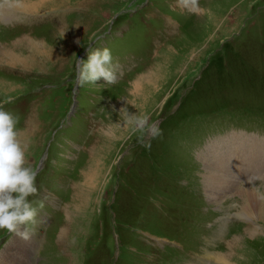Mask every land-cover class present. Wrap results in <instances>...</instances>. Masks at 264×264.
<instances>
[{
  "label": "rangeland",
  "instance_id": "rangeland-1",
  "mask_svg": "<svg viewBox=\"0 0 264 264\" xmlns=\"http://www.w3.org/2000/svg\"><path fill=\"white\" fill-rule=\"evenodd\" d=\"M61 2L0 15V107L37 169L15 264H264V218L238 191L209 197L203 157L264 192L234 156L264 142V0ZM104 46L115 82L81 84L79 60ZM16 233L0 229L1 253Z\"/></svg>",
  "mask_w": 264,
  "mask_h": 264
},
{
  "label": "clouds",
  "instance_id": "clouds-1",
  "mask_svg": "<svg viewBox=\"0 0 264 264\" xmlns=\"http://www.w3.org/2000/svg\"><path fill=\"white\" fill-rule=\"evenodd\" d=\"M78 80L81 84L96 83L104 78L114 83L113 55L109 47H90L87 59H81ZM136 116V123H143ZM18 117L0 107V229L28 235V222L37 216V206L29 199L38 191L37 169L28 161L25 147L19 140ZM26 227L22 231L20 226Z\"/></svg>",
  "mask_w": 264,
  "mask_h": 264
},
{
  "label": "bare ground",
  "instance_id": "bare-ground-1",
  "mask_svg": "<svg viewBox=\"0 0 264 264\" xmlns=\"http://www.w3.org/2000/svg\"><path fill=\"white\" fill-rule=\"evenodd\" d=\"M0 1H6L5 3H0V15L4 19H11L12 17L10 16V13H12L14 11H16V14H14V16H17V13H19V12L21 13L22 11L31 12V13H34V12L37 13V12H43V11L46 12V11H49L51 9V5L53 3L55 5H59L60 1H62L61 3H63V1H67V0H0ZM68 2H69V0H68ZM30 42H31V40H30ZM29 45L30 44H28V46ZM19 46H20V43H19ZM45 46H47V44L44 43V41H39V43L37 41H32V44H31V47L34 50L35 49L39 50V51H41V53L43 52ZM15 49H17L16 46H15ZM25 49L26 48H24V50ZM11 51L5 50V53L11 55V53H13ZM0 53H2L1 57H3L4 55H3V52H1V50H0ZM45 53L48 54L46 51H45ZM37 54H38V52H37ZM12 55H14V54H12ZM15 56L22 61V59H21L22 57L17 56V55H15ZM44 58H45V56H44ZM26 60L25 61L23 60V61L26 63ZM43 63H45V62H43ZM12 64H14V63H12ZM32 64H35V63L32 62ZM28 65H30V64H28ZM9 77H10V75H9ZM140 80H142V77H140ZM140 80H139V82H140ZM150 81H151V79H148V80H146L145 83H148ZM138 83H137V86L139 84H142V83H139V84ZM169 98H171V97H169ZM165 123H167V122H165ZM30 130H31V128H30ZM21 136H23V135H21ZM240 142H241L242 146L245 147L244 149H242L244 155L241 153V151H238L237 154H234L235 158L239 159L238 161L236 160V166L240 167V169H239L240 171H244V170L246 172L250 171V174L254 173V174H252L253 176H256V174L259 172V174H257V175L259 177H264V142L262 140L259 141V139H258V140L254 141V142H257V143H255V144H253L251 146H246L245 143H243L242 141H240ZM213 145L214 144L212 143V141H210L209 144H206V147H210V146H213ZM253 146H254V149H253ZM240 147H241V145H240ZM246 148H248V149H246ZM204 155L207 156V158L205 160V162H206V170H207V174L205 176V182H206V187L205 188H206V190L208 192L209 197H212V196L221 197L223 195H226L229 192L238 191V193L243 194L244 199H245L244 207L241 208V210L246 215L244 217L245 218H249L251 220H254V219L263 220V218H264V192L260 191L261 190L260 188H257V186H253L251 183H245L246 185L243 184V186L239 187V186H236L235 184H233L231 181L223 183L222 181L215 180V177L220 179V180L226 179V178H225V175H223L221 172L218 171L216 164L213 163V162H210V159H208L209 153L208 152H204L203 153V157H204ZM217 172H219L218 175H215L214 173H217ZM246 204H248L247 207H245ZM71 215H73V213ZM255 232H256V227H255ZM30 239L33 240L32 238H30ZM30 239L22 236L20 232H17L15 234L14 239L12 241H10V243L8 244L6 249L2 253L0 252V264H15V259L18 256V250H21L23 248L26 252L30 251L29 250V243L32 242ZM14 249H15V251H14ZM230 251L233 252L234 248H232ZM233 255L234 254L229 253V255L227 257L224 256V258L222 256L218 255L217 256V260L220 261V262L222 261L223 263L235 264L236 262H234L232 260V256ZM214 259H216L215 256H214ZM207 261L209 262V264L213 263L211 258H209ZM19 263L22 264L21 261Z\"/></svg>",
  "mask_w": 264,
  "mask_h": 264
}]
</instances>
